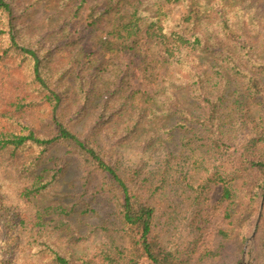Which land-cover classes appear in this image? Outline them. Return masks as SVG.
<instances>
[{
    "label": "trees",
    "instance_id": "trees-1",
    "mask_svg": "<svg viewBox=\"0 0 264 264\" xmlns=\"http://www.w3.org/2000/svg\"><path fill=\"white\" fill-rule=\"evenodd\" d=\"M9 2L0 0V10L9 13ZM32 2L43 3L47 11L39 27L43 41L35 47L18 42L13 24L7 34L10 49L29 59L34 85L11 103L17 111L9 114L11 130L0 132V150L66 143L92 159L93 169L109 187L114 217L98 226L106 241L91 262L137 264L147 259L152 264H191L209 217L208 195L216 183L222 186L218 200L223 218L233 226L219 234L238 238L241 244L249 218L241 216L237 224L232 220L235 176L252 182L250 207H259L258 190L264 191V0H242L236 6L223 0ZM77 24L90 28L89 51H83L82 38L72 34ZM46 42L51 46L45 52L67 64L54 76L67 74L64 88L52 83L50 67L45 68L39 54ZM127 57L136 59L134 85ZM65 99L73 105L66 116L61 111ZM33 101L49 108L43 120L45 134L34 119L21 122L20 106ZM85 111L94 123L83 133L73 131L72 124ZM112 121V127H103ZM100 127L109 145L105 148L98 144ZM141 128L146 144L157 148L176 137L177 142L171 140L175 148L166 146L153 168L140 165L123 171L112 159L113 148L129 142ZM243 128L253 135L234 156L235 169L225 173L218 162ZM172 184H179L174 188L178 200H173ZM260 227L261 219L256 229ZM233 229H238L235 234ZM47 250L55 264L90 261L76 258L70 248ZM260 250L264 251V240ZM204 254L193 264H203Z\"/></svg>",
    "mask_w": 264,
    "mask_h": 264
},
{
    "label": "rangeland",
    "instance_id": "rangeland-1",
    "mask_svg": "<svg viewBox=\"0 0 264 264\" xmlns=\"http://www.w3.org/2000/svg\"><path fill=\"white\" fill-rule=\"evenodd\" d=\"M10 1L9 13L0 10V132L9 131L13 127L11 119L8 118H11L9 114H16L15 105L11 104L17 101L16 96L26 93L29 87L34 85L31 84L33 82L29 59L23 53L9 47L8 26L13 24L18 42L35 47L38 41H43L44 33L39 32V27L43 16L47 14L43 3L32 0ZM194 1L205 4L221 0ZM223 1H231L233 6L242 2ZM74 28L72 34L82 38V50L89 51L90 28L80 24ZM50 46L49 42L44 43L39 54L43 58L45 68L50 67L52 76L49 77L52 83L64 88L67 74L62 75L60 79H55L54 76L67 64L59 56L52 57L45 52ZM135 60L134 57H127L126 60L133 85L138 73ZM33 102L32 105L24 103L20 106V111H23L21 122L25 124L34 119L39 132L45 134L48 128L43 120L49 108L46 103ZM72 106L70 107L67 100H64L61 111L65 116ZM91 122L94 123V119L91 118L89 111H85L71 128L73 131L83 133ZM114 124L115 121H112L103 127H112ZM116 124L120 126V121H116ZM103 131L101 128L98 132V144L105 148L109 145L107 140L102 138ZM144 131L141 128L129 142L117 144L113 148L112 159L117 160L121 170L128 171L140 165L153 168L163 157L166 146L175 148L172 143L177 142L176 137L171 139L172 143L168 139L157 148L146 144L142 135ZM252 135L248 128L240 130L227 156L221 163L218 162L221 171L231 174L236 166L234 156ZM90 162L92 159H86L80 151L66 143H54L46 149L27 144L15 149L9 147L0 150V264H55L47 250L50 246L62 251L70 248L75 252L73 253L76 258L90 260L89 258L95 257L97 247L106 241L105 234L98 226L112 221L114 211L106 180L93 169ZM235 178L237 189L232 205L235 213L232 220L237 224V218L240 219L241 216L249 218L243 225L244 240L238 244V238L225 239L219 234L221 229H231L233 226L223 218V205H220L218 200L222 186L216 183L208 195L209 217L191 256V264L204 253L203 264H264V251L257 252L264 240V191L261 188L258 190L259 207L256 208L255 204L250 207L247 197L252 185L250 178L243 175ZM178 187L179 184H172L170 187L175 195L173 200L180 199L179 192L175 191ZM260 219L261 227L257 230L256 224ZM237 230L233 229V234ZM33 237H36V241L32 239ZM86 264L98 263L90 260ZM137 264L152 263L147 259H141Z\"/></svg>",
    "mask_w": 264,
    "mask_h": 264
}]
</instances>
